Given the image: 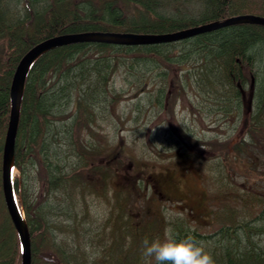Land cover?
Segmentation results:
<instances>
[{
	"label": "trees",
	"instance_id": "1",
	"mask_svg": "<svg viewBox=\"0 0 264 264\" xmlns=\"http://www.w3.org/2000/svg\"><path fill=\"white\" fill-rule=\"evenodd\" d=\"M245 13L264 17V0H0V264L21 263L1 189L9 87L20 58L62 34L169 33ZM117 80L135 99L125 121L135 111L133 126L145 113L165 124L157 144L142 129L134 151V140L109 133L125 94ZM176 103L189 113L187 124L175 118ZM218 119L224 130L208 136L190 126ZM14 167L31 264H155L141 255L142 241L168 227L178 238L193 236L215 264H264V27L49 50L25 79ZM156 171L196 182L215 228L203 232L187 215L166 214Z\"/></svg>",
	"mask_w": 264,
	"mask_h": 264
},
{
	"label": "water",
	"instance_id": "2",
	"mask_svg": "<svg viewBox=\"0 0 264 264\" xmlns=\"http://www.w3.org/2000/svg\"><path fill=\"white\" fill-rule=\"evenodd\" d=\"M256 24L264 27V17L256 14H239L222 20H216L176 32L162 34H138L132 32L88 31L54 36L32 46L15 67L9 87L10 112L2 152L1 188L6 210L12 221L20 244L21 264H31L30 238L27 224L18 207L12 188L14 169V145L20 115V106L24 92L25 79L35 61L49 50L69 44L98 42L117 45H146L175 42L199 34L214 31L229 25Z\"/></svg>",
	"mask_w": 264,
	"mask_h": 264
},
{
	"label": "rangeland",
	"instance_id": "3",
	"mask_svg": "<svg viewBox=\"0 0 264 264\" xmlns=\"http://www.w3.org/2000/svg\"><path fill=\"white\" fill-rule=\"evenodd\" d=\"M117 88L123 89L125 94L123 100L118 104L117 109L114 111L111 118L112 120H110V123L107 126L109 133L112 135V132L114 131L115 138L119 141H126L128 145L131 140H134V151L140 147V143L143 139L141 137L142 129L146 135H151L149 136L150 140L152 142L155 141L157 144L163 139V128L165 124H160L157 119L148 117L149 113H145L141 119L144 121L139 122V125L137 124L138 126H135V124L133 126L131 119L136 115L135 111H132L125 121L126 114L134 108L135 99L131 98L129 87L124 86L121 81L117 82ZM180 104L181 103L179 102V105ZM179 105L178 103L175 104L174 109L176 114L174 116L177 120L180 119L187 124V120L190 121V115L185 110L180 109ZM220 123L221 125H217ZM204 124L206 125H200L199 121L190 122V126L194 127L200 133H204L206 136L211 135L216 131L222 132L225 128V123L219 119L211 124ZM146 148L150 149V146L146 144ZM152 174L157 180L158 189L162 195L161 199L166 203V214L175 215L181 213L187 215L190 217L192 225L203 232L215 228L214 224L212 225L211 215H209V209H211V207L207 205L205 194L199 189V185L196 182H185L182 179L175 177V174L172 171H156Z\"/></svg>",
	"mask_w": 264,
	"mask_h": 264
},
{
	"label": "clouds",
	"instance_id": "4",
	"mask_svg": "<svg viewBox=\"0 0 264 264\" xmlns=\"http://www.w3.org/2000/svg\"><path fill=\"white\" fill-rule=\"evenodd\" d=\"M141 255L155 264H215L213 256L193 236L178 238L171 227L162 237L145 238Z\"/></svg>",
	"mask_w": 264,
	"mask_h": 264
},
{
	"label": "bare ground",
	"instance_id": "5",
	"mask_svg": "<svg viewBox=\"0 0 264 264\" xmlns=\"http://www.w3.org/2000/svg\"><path fill=\"white\" fill-rule=\"evenodd\" d=\"M182 30V29H181ZM177 31H179V30H177ZM174 32H176V31H174ZM171 33V32H170ZM160 34H162V33H160ZM187 39V38H186ZM182 40H185V39H182ZM180 41V40H179ZM176 42V41H175ZM169 43V42H168ZM162 44V43H161ZM21 59V58H20ZM19 62V61H18ZM18 64V63H17ZM23 97V96H22ZM9 112H10V109H9ZM8 121H9V117H8ZM7 127H8V123H7ZM6 130H7V128H6ZM17 130H18V127H17ZM5 134H6V132H5ZM4 140H5V137H4ZM3 147H4V143H3V146H2V152H3ZM14 150H15V145H14ZM1 166H2V155H1ZM14 169H15V167H14ZM15 172H16V174H15ZM17 170L15 169L13 172H12V177H13V180H14V178L17 176ZM12 185H13V181H12ZM12 188H13V186H12ZM2 189V188H1ZM14 191V190H13ZM2 196H3V194H2ZM16 197V196H15ZM3 201H4V199H3ZM16 201H17V204H18V207H19V209H20V211H21V213H22V216H23V218H24V220H25V216H24V212H23V209H22V207L19 205V203H18V200H17V197H16ZM5 204V203H4ZM6 208V207H5ZM8 213V212H7ZM10 218V217H9ZM25 222H26V220H25ZM11 223H12V221H11ZM26 224H27V222H26ZM12 225H13V223H12ZM13 227H14V225H13ZM27 227H28V225H27ZM14 229H15V227H14ZM15 231H16V229H15ZM28 232H29V229H28ZM17 233V232H16ZM18 236V235H17ZM29 238H30V234H29ZM18 240H19V238H18ZM21 264V263H20Z\"/></svg>",
	"mask_w": 264,
	"mask_h": 264
}]
</instances>
